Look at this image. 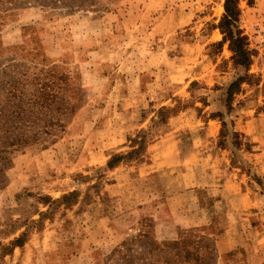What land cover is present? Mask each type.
I'll return each instance as SVG.
<instances>
[{
	"label": "rangeland",
	"instance_id": "1",
	"mask_svg": "<svg viewBox=\"0 0 264 264\" xmlns=\"http://www.w3.org/2000/svg\"><path fill=\"white\" fill-rule=\"evenodd\" d=\"M237 5L247 69L224 0L0 3V68L72 106L1 160L0 264H264V0Z\"/></svg>",
	"mask_w": 264,
	"mask_h": 264
},
{
	"label": "trees",
	"instance_id": "2",
	"mask_svg": "<svg viewBox=\"0 0 264 264\" xmlns=\"http://www.w3.org/2000/svg\"><path fill=\"white\" fill-rule=\"evenodd\" d=\"M23 0H0L1 4ZM238 0H224V13L218 27L222 33L221 42H228L231 59L245 69L250 64V50L246 35L236 25L238 21ZM245 76L251 77L252 75ZM240 76L227 87V98L244 81ZM60 86L50 79L28 81L25 71L19 72L5 65L0 68V170L4 167L5 155L31 144L45 145L54 131L63 127V121L72 106L64 104ZM49 141V140H48ZM115 158V156L113 157ZM112 160L108 161V166ZM20 242V238L13 241Z\"/></svg>",
	"mask_w": 264,
	"mask_h": 264
}]
</instances>
